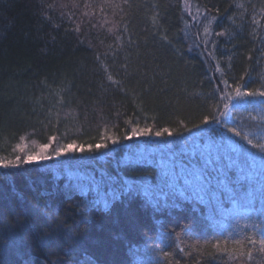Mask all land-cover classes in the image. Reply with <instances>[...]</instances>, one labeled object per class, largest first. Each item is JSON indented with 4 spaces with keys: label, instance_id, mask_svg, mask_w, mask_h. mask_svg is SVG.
I'll list each match as a JSON object with an SVG mask.
<instances>
[{
    "label": "trees",
    "instance_id": "trees-1",
    "mask_svg": "<svg viewBox=\"0 0 264 264\" xmlns=\"http://www.w3.org/2000/svg\"><path fill=\"white\" fill-rule=\"evenodd\" d=\"M237 83L264 91V0H0V163L34 155L0 167V264H264Z\"/></svg>",
    "mask_w": 264,
    "mask_h": 264
},
{
    "label": "snow or ice",
    "instance_id": "snow-or-ice-1",
    "mask_svg": "<svg viewBox=\"0 0 264 264\" xmlns=\"http://www.w3.org/2000/svg\"><path fill=\"white\" fill-rule=\"evenodd\" d=\"M204 31L207 32V31H208V28L205 27ZM109 79H111V77H109ZM224 83L226 84L227 81H224ZM235 93H236V96H237V97L257 96V95H259V96H261V97H264V91H260V92H257V91H246V92H242V91H241V84H240V83H237V84H236V87H235ZM205 120H207V117H205ZM167 131H168V129H167V128H164V129H162V130H160V131H156L154 134H155L156 136H160V135H162L163 133H166ZM231 131L235 132L236 130H235V129H231ZM148 132H149V128H148V127L140 128V127H138V126H134V127L131 128V135H132V136H136V135H140V134H147ZM53 139H54V138H53ZM115 142H116V141L113 140V143H115ZM49 147H50L49 144H43V145H41V146H40L41 151L35 153V157H38V158H40V159H47V158H49L48 156L45 155V151H46ZM67 147L70 148L71 145H68ZM103 147H105L104 144H101V143H97V144H95V148H96V149H100V148H103ZM18 150L21 151V152L24 151V145H20V146H18ZM64 150H65V148H63V147L53 149L54 154H55L56 156L61 155V152L64 151ZM80 150L83 151L84 149L81 148ZM33 159H34V155H33L32 153H28V154L24 157L23 160L21 159V156L17 155V156L15 157L14 160H7L6 162H2V163H0V167H4V168L14 167V166H16V165H19L20 163L30 162V161H32ZM42 264H43V262H42Z\"/></svg>",
    "mask_w": 264,
    "mask_h": 264
}]
</instances>
